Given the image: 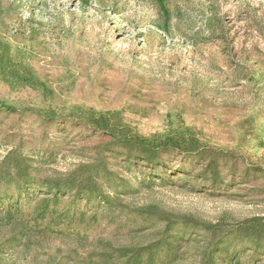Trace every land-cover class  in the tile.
<instances>
[{
    "label": "rangeland",
    "instance_id": "1",
    "mask_svg": "<svg viewBox=\"0 0 264 264\" xmlns=\"http://www.w3.org/2000/svg\"><path fill=\"white\" fill-rule=\"evenodd\" d=\"M0 176V264H264V0H0Z\"/></svg>",
    "mask_w": 264,
    "mask_h": 264
},
{
    "label": "trees",
    "instance_id": "2",
    "mask_svg": "<svg viewBox=\"0 0 264 264\" xmlns=\"http://www.w3.org/2000/svg\"><path fill=\"white\" fill-rule=\"evenodd\" d=\"M144 1H151L154 3H157L161 9H164V1L165 0H144ZM216 173L215 172H209L207 175H205V178L210 179L213 181V183H216ZM27 181L23 182H15L13 184L12 178H7V176H0V213L5 212L8 215H11V211H17L18 205L22 202L24 196L26 197V189H29L26 185ZM32 190V189H30ZM44 190V192H43ZM39 194H47L50 195L49 197H44L42 200L39 201V204H41V208H37L35 206L34 211H36V215L39 218H42L46 215H52L55 213V206L60 202L63 204H67L70 202L69 198H76V199H85L86 201L94 200L99 197L98 194L91 195V193L88 191L81 190L79 188L76 189L74 185H70L66 182H59V181H45L43 184L38 186ZM68 196V197H67ZM67 197V198H66ZM51 207V208H50ZM51 209V211L49 210ZM60 215H68V211L63 212V214ZM185 224V223H184ZM172 227H169L168 230H170ZM168 235V236H167ZM170 238L168 232H166L165 238ZM164 237L162 239L157 240L153 244H150L148 248L142 247L137 249L135 252L131 253V255L128 258V261H130L132 264H143L145 258H153L154 255L160 251L163 250V241L165 239ZM217 252L219 251L218 248ZM146 250V251H145ZM121 257L125 258L128 257L127 253H122Z\"/></svg>",
    "mask_w": 264,
    "mask_h": 264
}]
</instances>
